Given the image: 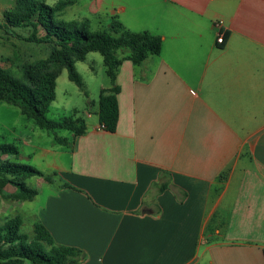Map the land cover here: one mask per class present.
I'll return each mask as SVG.
<instances>
[{"label": "crops", "instance_id": "0c3cea01", "mask_svg": "<svg viewBox=\"0 0 264 264\" xmlns=\"http://www.w3.org/2000/svg\"><path fill=\"white\" fill-rule=\"evenodd\" d=\"M90 2L162 51L120 66L114 133L92 109L45 151L35 219L81 264H264V0Z\"/></svg>", "mask_w": 264, "mask_h": 264}, {"label": "trees", "instance_id": "16d2710c", "mask_svg": "<svg viewBox=\"0 0 264 264\" xmlns=\"http://www.w3.org/2000/svg\"><path fill=\"white\" fill-rule=\"evenodd\" d=\"M75 3L74 0H59L50 6L45 0H14L13 7L3 13L1 30L14 38L49 46L51 53L46 61H40L35 66H24L26 81L15 78L10 70L0 67V101L17 106L24 116L49 133L65 130L77 139L87 131L83 118L74 116L54 121L46 117L56 99L57 80L62 70L67 71L69 80L88 98L76 64L84 62L90 53H99L103 57L110 87L101 91L98 117L103 130L114 133L119 121L117 96L120 88L117 77L120 66L124 60L138 66L150 55H160L162 38L150 32L126 30L116 18H112L108 29L102 32H92L87 20L66 22L62 19L63 13ZM17 29H29L31 32L27 38H21L15 32ZM54 142L70 145L65 137L55 136ZM19 156L14 145L0 143V194L12 185L18 192V198L30 202L39 193L28 187L25 180L38 177L52 184L57 174L4 159H18ZM64 186L70 187L68 184ZM165 188L166 185L161 186L160 191ZM24 225L21 215L0 218V264H81L84 260L83 250L57 244L51 232L39 220H33L29 232H25Z\"/></svg>", "mask_w": 264, "mask_h": 264}, {"label": "rangeland", "instance_id": "374dc122", "mask_svg": "<svg viewBox=\"0 0 264 264\" xmlns=\"http://www.w3.org/2000/svg\"><path fill=\"white\" fill-rule=\"evenodd\" d=\"M45 1L48 5L54 6L59 0ZM13 4L14 0H0V21L3 20V13L12 8ZM125 17L128 18L129 15L127 14ZM62 19L66 22L87 20L90 22L92 32L106 31L111 23L109 15L104 12H97L90 0H76L73 6L64 11ZM136 19L138 24H133V27L139 31L140 17ZM117 20L120 22V19ZM122 20L130 21V19ZM15 32L21 38H27L31 31L29 29H17ZM50 53L51 48L49 46L14 38L0 29V67L10 70L13 76L21 81H26L24 66H35L40 61H46ZM76 69L83 79L89 97L87 98L83 91L69 80L67 71L63 69L57 80L56 99L46 114L49 120L57 121L76 116L89 122L87 113L91 112L92 109L93 111L97 110L98 106L93 107L92 101L98 104L101 86H109L103 57L99 53H90L84 62L76 64ZM93 116L95 117L94 113ZM70 135L71 133L65 130H58L54 134L49 133L39 128L34 120L24 116L17 106L0 101V143L12 144L20 153L18 159L13 157H5L4 159L40 170L47 161L52 159L49 155L44 154L45 151L53 149L54 145L55 150L59 149L57 144H52L55 136L69 138ZM44 181L38 177L25 180L28 187L37 190L39 193L34 199V203L18 198V192L12 185L3 189L0 194V218L5 219L21 215L25 221L23 229L25 232L31 231L33 220L36 218L33 210L38 206V203L44 202L47 196L40 190L46 182ZM46 185L47 187L52 185L56 188L59 185L58 178H55L54 183Z\"/></svg>", "mask_w": 264, "mask_h": 264}, {"label": "built area", "instance_id": "2783aa9c", "mask_svg": "<svg viewBox=\"0 0 264 264\" xmlns=\"http://www.w3.org/2000/svg\"><path fill=\"white\" fill-rule=\"evenodd\" d=\"M216 26L220 28L222 26V23L219 22ZM217 42L219 44H223L224 43V36H223V34H220V37L218 38ZM101 128L103 129V126H101Z\"/></svg>", "mask_w": 264, "mask_h": 264}, {"label": "water", "instance_id": "95a60500", "mask_svg": "<svg viewBox=\"0 0 264 264\" xmlns=\"http://www.w3.org/2000/svg\"><path fill=\"white\" fill-rule=\"evenodd\" d=\"M84 256H85V255L83 254V255H82V258H84Z\"/></svg>", "mask_w": 264, "mask_h": 264}]
</instances>
